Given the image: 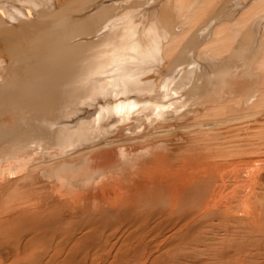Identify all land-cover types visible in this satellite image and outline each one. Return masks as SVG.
Instances as JSON below:
<instances>
[{"label": "bare ground", "instance_id": "obj_1", "mask_svg": "<svg viewBox=\"0 0 264 264\" xmlns=\"http://www.w3.org/2000/svg\"><path fill=\"white\" fill-rule=\"evenodd\" d=\"M0 264H264V0H0Z\"/></svg>", "mask_w": 264, "mask_h": 264}]
</instances>
